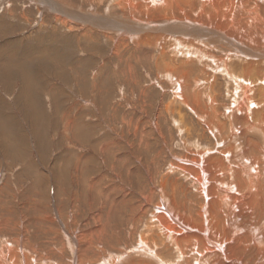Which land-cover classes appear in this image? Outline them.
<instances>
[{
	"label": "bare ground",
	"instance_id": "obj_1",
	"mask_svg": "<svg viewBox=\"0 0 264 264\" xmlns=\"http://www.w3.org/2000/svg\"><path fill=\"white\" fill-rule=\"evenodd\" d=\"M46 1L68 31L111 44L124 68L147 64L140 98L150 112L154 92L161 101L113 128L131 131L136 155L117 161L99 148L120 138L104 143L111 175L88 180L87 199L70 193L74 212L99 200L96 212L84 223L56 206L36 217L59 235L50 252L63 263L36 253L27 229L4 239L22 221L0 217V264H264V0Z\"/></svg>",
	"mask_w": 264,
	"mask_h": 264
},
{
	"label": "rangeland",
	"instance_id": "obj_2",
	"mask_svg": "<svg viewBox=\"0 0 264 264\" xmlns=\"http://www.w3.org/2000/svg\"><path fill=\"white\" fill-rule=\"evenodd\" d=\"M53 15L46 0H0V217L11 227L22 221L21 227L1 232L4 239L26 235L27 229L36 253L63 263L50 252L62 247L51 244L59 235H51L53 226L48 223L36 225V217H55L56 206L84 223L90 211L96 212L99 200L91 210L84 202L81 215L74 212L70 193H85L87 199L90 193L81 189L102 174L111 175L107 167L111 157L104 159L101 150L117 161L136 155L130 149L131 131H125L126 123L135 118L129 111L141 112L142 119L155 115L161 95L153 93L156 108L150 112V102L140 98V90L151 87L148 65L124 68L112 59V45L102 37L89 43L87 36L76 29L68 31ZM117 125L125 129L113 130ZM116 137L120 139L110 143L116 144L113 149L100 147ZM74 163L80 167L75 169ZM116 173L114 183L120 187L112 190L121 197L118 190L130 177L125 170Z\"/></svg>",
	"mask_w": 264,
	"mask_h": 264
}]
</instances>
